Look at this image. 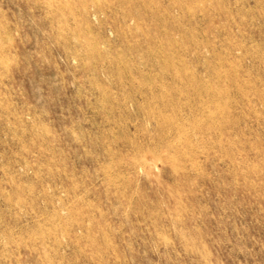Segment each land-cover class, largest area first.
I'll return each instance as SVG.
<instances>
[{
    "label": "rangeland",
    "instance_id": "rangeland-1",
    "mask_svg": "<svg viewBox=\"0 0 264 264\" xmlns=\"http://www.w3.org/2000/svg\"><path fill=\"white\" fill-rule=\"evenodd\" d=\"M0 264H264V0H0Z\"/></svg>",
    "mask_w": 264,
    "mask_h": 264
},
{
    "label": "bare ground",
    "instance_id": "bare-ground-1",
    "mask_svg": "<svg viewBox=\"0 0 264 264\" xmlns=\"http://www.w3.org/2000/svg\"><path fill=\"white\" fill-rule=\"evenodd\" d=\"M140 26V25H139ZM133 29V28H132ZM161 44V43H160Z\"/></svg>",
    "mask_w": 264,
    "mask_h": 264
}]
</instances>
